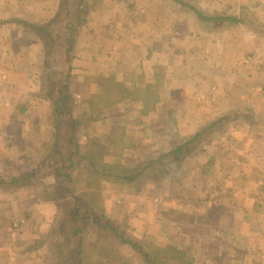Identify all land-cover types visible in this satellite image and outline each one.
I'll use <instances>...</instances> for the list:
<instances>
[{"label": "rangeland", "instance_id": "rangeland-1", "mask_svg": "<svg viewBox=\"0 0 264 264\" xmlns=\"http://www.w3.org/2000/svg\"><path fill=\"white\" fill-rule=\"evenodd\" d=\"M51 1L50 7L43 15L47 19L56 14L60 3V0ZM85 2L88 9L87 22L82 23L75 30L76 41L73 50L75 58L72 60L71 68V90L75 92L77 98L83 100L76 102L73 108L74 115L83 123L79 139L84 150L97 143L104 147L107 161L112 164L122 162L125 166L134 168L148 157L165 153L168 150H163L172 146L175 139L164 138V135L168 136L166 133L170 131L169 126L162 128L163 131L160 130L162 121L167 116L165 114L167 105H162L158 110L154 106L149 108L148 112L155 111L151 118L149 117V122L153 125H150V136L143 132L141 136H137L138 132L132 134L136 130L130 128L128 135L122 137L124 131L122 121L117 123V130L114 126L110 127V134L113 133L116 138H121L116 140L114 147H110L112 141L102 125L99 127L102 134H106L105 141L98 142L90 139V136H93L96 130L94 123L106 118V112H118L116 110L120 109V106L116 105V102L108 105L103 116L95 120L88 119L89 110L88 113H82L83 105L88 106L85 99L100 91L95 78L113 75L116 80L125 82L131 87L134 82H138L137 92L142 93L145 79L142 75L144 68L140 66V61L143 62L147 55L146 48L150 43L148 37L153 27L167 28L172 35L185 29L184 32L189 34L185 39L195 45L201 36L194 37L195 33L221 31L236 26L238 28V24L235 26L226 23H204L187 11L197 19L196 23L190 21L191 23L187 24L185 20L184 23L176 21L174 24L159 26L162 25L163 15L170 18H186L180 13L178 4L174 0H85ZM201 8L213 13L211 9ZM151 20L155 21L150 23ZM259 20L251 13L248 23L244 24L245 29L260 36L264 31V24L258 23ZM13 22L25 27L24 33L30 41L31 45L28 46L30 50L12 58L10 55L0 56V65L2 63L7 69L6 79L9 80H5H15L11 82L18 83L19 91L10 88L8 99L13 103L27 102L29 111L24 114L19 108L10 107L15 116L7 121L8 136L6 135L4 140L0 138V174H19L33 168L41 159L44 144L51 134V125L48 123L50 102L38 94L43 83L45 61L42 41L37 32L25 24ZM60 22L65 23L66 20L62 19ZM68 33L65 31V37L58 45L60 50L51 73L64 75L63 70L68 69L66 54L68 45L65 42ZM4 41L0 42L1 46L11 47L10 40ZM21 43H16L17 47ZM86 46L91 48V56L86 52ZM258 46L259 49L264 47L261 42ZM40 53L43 55L41 56ZM81 55H85L88 59L76 61ZM254 56L252 53L243 59L244 64L249 66L248 71L256 72L248 81L251 83L260 81L263 86L264 72L260 71L262 61L256 62ZM63 66L64 69L60 70L59 68ZM73 85L75 86L72 89ZM107 86L108 84L103 82L102 99L105 103L113 98ZM161 87L154 86V91L151 92L158 96L161 94ZM258 87L250 89V96L252 95L250 100L243 99L236 109L228 111L238 113L236 118L238 123L233 125L231 131L228 130L221 138H215L201 153L188 159L182 174V182L175 178L163 183H141L140 186L103 181L99 187L91 190L94 206L107 219L134 238L158 244L161 247L159 250L161 258L166 254V260L170 261L167 258L169 253L171 256L175 253L167 250L169 245L180 248L185 253L183 260L179 262L174 260L171 264H264V194L259 195L260 189L257 185H248L238 179L242 160H247L249 155H253V152H243L245 145L249 146L254 138L249 137L247 132L252 135L257 131H264V88L262 90L261 86ZM27 91L28 94L25 95L24 92ZM27 97L28 101H25ZM4 113L9 114V110ZM134 113L132 116H135V119L138 115H142L140 112ZM245 117H249L251 122L248 123ZM128 118L132 120L131 116ZM40 122L44 124L39 126ZM107 123L108 120L103 122V124ZM156 123L159 124V128ZM2 124L0 121V128ZM232 130L233 135H231ZM228 133L229 137H227ZM259 144L264 146V139L259 140ZM213 145L233 147L240 152L214 155L223 158L222 162L225 161L223 168H217L212 166L215 162L211 159L213 154L207 152ZM128 147L133 150L125 151ZM231 163L235 164V168L228 169ZM88 174L90 171L85 163L75 173L79 192L88 189L86 185ZM55 209L54 202L41 200L36 187H25L15 192L1 189L0 264H53V255L47 241L52 230ZM27 213H29L28 217ZM12 223H15L14 230L11 227Z\"/></svg>", "mask_w": 264, "mask_h": 264}, {"label": "trees", "instance_id": "trees-1", "mask_svg": "<svg viewBox=\"0 0 264 264\" xmlns=\"http://www.w3.org/2000/svg\"><path fill=\"white\" fill-rule=\"evenodd\" d=\"M174 1L204 23L237 25L243 21L235 15L204 11L197 0ZM87 13L85 0H60L56 14L46 18L44 22H31L18 17L10 19L37 32L42 41L45 61L43 83L38 94L50 102L48 123L51 125V134L44 144L41 159L33 168L19 174H0V190L15 192L25 187H36L42 201L55 203L53 226L47 241L53 255V264H171L174 260L182 261L185 253L180 248L168 246L167 250L176 253L172 256L169 253L168 261L166 254L161 258V247L158 244L134 238L107 219L94 206L91 190L99 187L103 181L140 186L141 183H163L175 178L182 182L188 159L201 153L215 138H221L232 129L238 123V113L227 112L209 120L189 137L181 138L178 144L165 153L148 157L134 168L127 167L122 162L112 164L107 161L104 147L97 143L84 150L79 139L83 123L73 112L75 103L83 100L77 98L71 90V68L75 58L74 33L79 25L87 22ZM62 19L66 22H60ZM65 31L69 32L65 38L68 45V69L63 70L64 66L59 68L64 71V75L51 73L60 50L58 45L65 37ZM95 82L100 86L101 92L85 99L90 111L88 119H100L108 105L128 99L146 101L142 114H147L157 99L156 94L151 92L154 91V85H145L141 93L137 92L136 86L119 82L113 75L98 76ZM103 82L108 84L113 95L106 103L102 99ZM245 119L248 123L251 122L249 117ZM84 163L90 171L86 181L88 189L79 192L75 173ZM14 225L15 223L11 224L12 230L15 229Z\"/></svg>", "mask_w": 264, "mask_h": 264}, {"label": "crops", "instance_id": "crops-1", "mask_svg": "<svg viewBox=\"0 0 264 264\" xmlns=\"http://www.w3.org/2000/svg\"><path fill=\"white\" fill-rule=\"evenodd\" d=\"M198 1L204 9H211L213 12L215 11L216 14L220 15H235L243 21L238 24V28L235 25L236 27L223 29L221 31L213 30L207 31L206 33H195L194 37L196 36L198 38L201 35L198 39V43L195 45L194 43L188 42V39H185V36H189L188 33L184 32L185 29L178 34L172 35L171 31L167 28H152L148 37L150 43L146 48L147 55L144 57L143 62L140 61V66H143L144 68V72H142L145 79L144 85L162 86L161 94H158L156 102L154 103V108L158 110L162 105H167V108L165 109V114L167 116L166 119L162 121L163 124L160 122L162 127L158 126L159 124L157 123L156 126L157 128L160 127V130L165 126H169L168 129H170V131L166 133L168 136L164 135V138L168 139L169 137L170 139H175L171 144L172 146L178 144L182 137H189L192 135L209 120L236 109V107L243 102V99L250 100V97L252 96H250V89H255L258 86H261L262 90L264 88V85L262 86L260 81L256 83L248 81L251 79V75H254L256 72L254 70L249 72V66H246L243 62L246 55L253 53L256 62L257 60L262 61L260 71L264 72V47L262 49L258 48L260 47L258 46L260 45V42L264 45V31L258 36L251 30H246L244 27V24L248 23L251 13L254 14V18L257 17L260 19L258 23L264 24V0ZM50 3H52L50 0H0V20L5 21L0 22V42L10 40L12 47L4 48V46H1L0 44V56L5 57L10 55V58H12L13 56H18L23 51L30 50L28 46L30 47L31 44H29L30 41L28 37L26 38V34L24 33L25 27L23 28L19 26V24L13 22L14 20L10 19L18 17L31 22L41 23L46 18H44L43 15L50 7ZM176 3L178 4L177 7L180 10V13L186 18H170L167 15H163L162 18L160 17L162 25L159 26L169 25L171 23L174 24L176 21L177 23H184L185 20L187 21V24L191 22L196 23L197 19L187 12V10L183 11L180 3ZM159 5L161 6L163 4ZM154 21L155 20H151L149 22L152 23ZM12 42L15 44L13 45ZM20 42H22L21 45L17 47L16 43L19 44ZM41 50L40 46V51ZM86 52L91 56L90 53L92 50L89 46L87 47ZM40 55L42 56L43 53H40ZM79 58L80 59H76V61L88 59L85 55H81ZM6 67L9 68L10 66ZM6 78L7 69L1 63L0 121H2L3 124L0 128V138L3 140L7 135L6 131H9V123L7 124V121L11 120L12 116H15V114L11 112L10 107H15V109L19 108L20 112L24 114H27L29 111V107L26 104L27 102L24 104L17 102L13 103L11 99H8L10 88L17 89V91H19V88L17 82H11L15 80L10 79L11 81H6L9 80ZM137 85L138 82L133 83V86L137 87ZM74 86L75 85L72 86V89ZM24 94L27 95L28 91L24 92ZM261 94L260 97L263 98V95ZM25 101H28V97ZM145 102L146 101L140 99L136 101L128 99L117 103L116 105L120 106V109L116 110L118 112H106V118L94 123L96 130L94 135L90 136V139L97 140L98 142L106 140V134H102L99 127V125H102L104 131L109 134L112 141L110 147H114L116 140L121 138H116L113 133L110 134V127L114 126L117 130V123L119 121H122L124 128V131H122L123 133L121 134L122 137L128 135L127 133L130 128L136 130L132 134L138 132L136 135L141 136L143 132L150 136L149 131L150 125L152 124H150L149 119L155 111L140 116L138 115L136 119L134 118L135 116H132V113L133 115L135 114L134 112L142 113ZM7 110H9V114L4 113ZM87 110H89V107L83 105L82 113L85 114ZM130 116L133 122H131L132 120H129L130 118L128 117ZM107 120L108 123L103 124V122ZM42 122L38 125L41 126L44 124ZM23 131L25 132V130ZM233 133L234 131L232 130L231 135H233ZM247 135L254 138L251 140L252 142L249 146H247V144L245 145L246 148L243 149V152H253V155H249L247 160L243 159L242 163L240 162V167L242 168L238 179L240 182L243 181L248 185H257L260 189L259 195L262 196L264 194V146L259 144V140L264 139V131H257L252 135L247 132ZM229 136L230 134L228 133L227 137ZM105 144H108L107 141ZM232 148L233 147L230 148L229 146L213 145L211 149L207 150V152L209 151V154H213L211 155V159L215 160V162L212 163V166L223 168L225 165L223 164L225 161H221L223 158H219L218 156L214 157V155L240 152L239 150ZM130 150L133 149L131 147L125 149V151ZM165 150L168 149L166 148L163 151ZM4 162L3 159V163ZM231 164L232 166L230 167ZM231 164L227 167L228 169L235 168V164ZM189 180L191 179L189 178ZM197 180L199 181L200 179Z\"/></svg>", "mask_w": 264, "mask_h": 264}]
</instances>
